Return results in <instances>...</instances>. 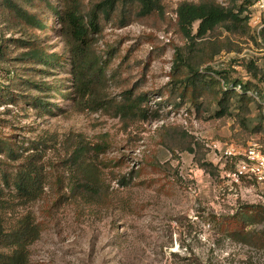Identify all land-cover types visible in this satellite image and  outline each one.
Segmentation results:
<instances>
[{
	"label": "rangeland",
	"instance_id": "1",
	"mask_svg": "<svg viewBox=\"0 0 264 264\" xmlns=\"http://www.w3.org/2000/svg\"><path fill=\"white\" fill-rule=\"evenodd\" d=\"M100 1L81 0V9L89 13ZM243 1L162 0V14L145 18L135 4L118 6L93 36L94 78L75 75L64 26L49 9L64 12L69 2L24 5L46 31L0 14L2 62L17 74L12 102L0 105V223L11 229L30 218L40 226L30 264H264V165L248 163L250 171L234 176L248 151L264 156V108L252 101L246 111L233 97L222 116L213 96L181 87L187 68L175 71L180 49L194 67H212L215 79L222 73L264 95L251 5L243 15L250 35L220 26L191 51L178 27L182 4L235 9ZM20 42L59 61H32ZM126 95L145 99V118L118 114ZM83 148L79 164L105 198L81 191L86 177L76 174V160ZM24 163L43 175L42 195L29 203L3 181ZM204 164L212 165L208 172Z\"/></svg>",
	"mask_w": 264,
	"mask_h": 264
},
{
	"label": "trees",
	"instance_id": "2",
	"mask_svg": "<svg viewBox=\"0 0 264 264\" xmlns=\"http://www.w3.org/2000/svg\"><path fill=\"white\" fill-rule=\"evenodd\" d=\"M69 2L67 10L64 12L58 11L57 6L49 4V9L56 13L60 24L64 26L65 37L67 38L69 53L71 59L74 61L75 75H80L82 78L97 76V62L92 55L93 36L100 35L101 20L105 19L110 21L115 14L118 6H128L135 4L138 6L140 17H149L155 13L163 12L162 0H101L96 3L89 13H85L81 9V0H64ZM36 2H44L48 0H0V11L7 13L10 19H15L19 22H25L31 27L39 28L42 31L47 30V25L36 14L28 13L29 11L24 8V5ZM252 4V0H244L242 4L235 9L224 8L219 5H190L182 4L178 10V27L182 35L190 41L191 51H193L199 40H204L206 37L214 32L218 27L224 26L229 31L241 32L242 35H250V28L248 27V18L243 15L246 9ZM198 23L196 33H194V26ZM250 38H253L250 35ZM261 38L264 42V29L261 32ZM20 46L28 48L30 51L27 56L32 61H37L42 65L52 66L59 61L56 55H44L39 49L33 48V45L28 42H20ZM189 46V47H190ZM223 47H219L213 53L208 56L204 62H213L215 57L221 53ZM7 46L0 43V71L2 73L3 81L0 82V105L9 104L12 102L11 89L17 74L12 67H9L6 63L2 62L3 57L6 56ZM195 52V51H194ZM8 63V62H7ZM4 64V65H3ZM6 64V65H5ZM175 71L187 68L188 73L180 85L185 92L191 90L193 93L201 95L206 93V96H213L221 107V115H228L229 108L231 106L230 100L233 97H239L240 100L245 103L246 111H248L249 102H257L255 97L249 94L250 91L259 97L262 103H259L261 108H264V95L261 91H258V87L251 89L248 84L241 85L242 92L238 93L235 90L237 82L230 83L226 76L222 73H218L221 79H215V71L212 67H207L205 70H200V65L194 67V61L192 62L186 56L182 54L179 49L175 55ZM252 64V62H251ZM261 73V72H259ZM223 83L227 86V89H223ZM219 90L216 89V87ZM222 89V90H221ZM260 90V89H259ZM144 98L133 99L130 95L125 96V104L119 107L118 114L127 119L147 116L146 112L142 108ZM201 107V105H199ZM264 110V109H263ZM2 142V141H0ZM6 145L2 144V148ZM96 153L103 151L102 146H96ZM10 152L12 153L13 151ZM87 151L83 148L79 150V157L76 160L77 173L82 177H86L88 169L82 167L79 162L85 157ZM205 171H209L212 167L211 164L202 165ZM81 184V191L87 194H93L99 198H105L106 196L102 192L100 185L92 179L91 176H87ZM3 181L5 185L15 192L21 200L24 199L26 203L37 200L42 195L43 190V175L41 171L32 163H24L19 167L15 173H4ZM3 192L0 190V197ZM1 200V199H0ZM4 210V207L0 201V211ZM0 230L2 236L0 237V264H30V247L40 238L41 229L40 226L30 218L24 219L19 223L17 227L11 229H4L0 223ZM260 240L255 235L253 239Z\"/></svg>",
	"mask_w": 264,
	"mask_h": 264
},
{
	"label": "built area",
	"instance_id": "3",
	"mask_svg": "<svg viewBox=\"0 0 264 264\" xmlns=\"http://www.w3.org/2000/svg\"><path fill=\"white\" fill-rule=\"evenodd\" d=\"M250 11L251 13L249 14V22H250V28L252 30V35L254 36L256 42L258 43V47L261 48L262 52L264 53V42L261 38V32L264 29V0H252V4L250 6ZM2 73L0 71V82H2ZM223 89L226 90L227 86L223 83ZM235 90L238 93L242 92L241 85H237L235 87ZM255 99L261 103V100L259 99L258 96H256L254 93H250ZM232 151L228 150L225 155L230 156L232 155ZM246 159L247 162H242L238 166L237 172L235 173V177H240L246 174L248 171H250V167L248 163L256 164L258 163L259 165H264V156H255V152L253 149L251 151H248L246 153Z\"/></svg>",
	"mask_w": 264,
	"mask_h": 264
}]
</instances>
